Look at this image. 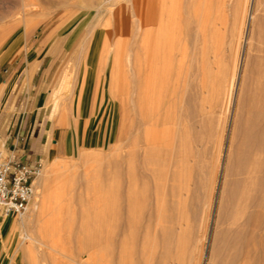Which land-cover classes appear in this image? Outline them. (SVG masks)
Returning <instances> with one entry per match:
<instances>
[{
    "label": "rangeland",
    "instance_id": "obj_1",
    "mask_svg": "<svg viewBox=\"0 0 264 264\" xmlns=\"http://www.w3.org/2000/svg\"><path fill=\"white\" fill-rule=\"evenodd\" d=\"M257 1L47 0L46 4L28 6L27 10L24 0H0V86L6 88L0 94V132L5 134L11 124L10 115L24 99L42 90L40 100H47L45 105L38 102L39 108H35L51 115L42 116L40 123L43 131H49V125L52 131L44 143L58 149L57 155L49 154L42 160V176L46 179L40 176L42 179L36 180L28 210L20 215H6L0 209L1 218L21 225L2 264H264V222L242 232L250 240L255 259L234 255L239 241L233 232L238 226L232 224L228 212V192L236 176L238 126L247 115V103L258 84L255 61L264 56V0ZM90 23L95 30L86 37V43L93 38L95 51L86 56L75 48ZM146 27L152 28L156 37H173L171 49L164 48L171 54L173 81L160 114H146L139 100ZM201 54L211 61L212 72L209 71L211 77L208 75L204 92L196 74L191 76L194 67L189 64L200 59ZM59 113L69 116H56ZM152 113L161 119L144 118ZM147 122L152 128H159L160 135H148ZM79 124L80 137L74 135L72 143L69 133ZM113 124L115 136L109 139ZM173 132L181 133V146L178 135L173 145ZM128 138L133 140V144L128 140L132 146L127 144ZM144 139L150 140V149L145 147ZM3 145L0 137V146ZM134 145L140 146L137 151L143 156L152 150L145 157L149 163L142 155L137 156L136 150L132 165L127 161L132 166L130 171L139 174L141 182L144 180L140 183L138 179L136 188L147 193L140 197L141 192L138 202L129 204L124 193L130 167L124 158L130 150L134 151ZM174 147H181V151ZM160 149L165 159L156 157ZM153 150H158L153 156L156 161L151 160ZM136 161L145 166L138 167ZM148 165L150 171L144 173L143 168ZM156 166L162 170L160 173ZM160 174L161 187L156 184L157 190L155 183L159 181L154 177ZM114 196L118 207L113 215ZM41 197L46 198L44 211L28 223L35 198ZM246 213L239 224L244 222ZM114 217L117 223L113 238ZM171 222L176 241L166 249L161 229ZM8 237L6 231L0 230V245L8 242ZM145 246L148 253H144ZM166 250L171 262L164 257V263Z\"/></svg>",
    "mask_w": 264,
    "mask_h": 264
},
{
    "label": "bare ground",
    "instance_id": "obj_2",
    "mask_svg": "<svg viewBox=\"0 0 264 264\" xmlns=\"http://www.w3.org/2000/svg\"><path fill=\"white\" fill-rule=\"evenodd\" d=\"M45 1H47V0H24V9H27L28 10V8L29 7H33V6H35V5H38V4H40V3H43V2H45ZM171 1V0H170ZM252 1V0H251ZM255 1H257V0H255ZM49 2H50V0H49ZM16 3V2H15ZM166 3V2H165ZM255 3V2H254ZM257 3H258V1H257ZM44 4H46V2L44 3ZM78 4V3H77ZM80 4V3H79ZM167 4V3H166ZM171 4V3H170ZM259 4V3H258ZM21 5V4H20ZM92 5V4H91ZM29 6V7H28ZM84 6V5H83ZM171 6V5H170ZM28 7V8H27ZM86 7H90V5H88V4H86ZM37 8V7H36ZM220 8V7H219ZM168 9V8H167ZM230 9H232V8H230ZM173 10L174 9H171V12H173ZM32 11V10H31ZM20 12V11H19ZM169 12H170V10H169ZM252 13V12H251ZM20 14H21V12H20ZM262 15V14H261ZM260 14L258 15V16H261ZM251 16V15H250ZM256 16V15H255ZM257 16V18L259 19L260 17H258ZM253 17V16H252ZM263 17V16H262ZM252 19V18H251ZM257 20V19H256ZM261 20V19H260ZM258 21V20H257ZM256 21V22H257ZM224 22V21H223ZM249 22H251V21H249ZM93 23V22H92ZM245 23V22H244ZM254 23V22H253ZM258 23V22H257ZM94 25V24H93ZM24 26V25H23ZM90 29L86 32V34H85V36H83L81 39H80V41L79 40H77V41H79V43H78V47L77 48H75L76 50L75 51H78V52H85V55L86 56H89L90 54L92 55V53L95 51V40L92 38V40L89 42V40H88V42L89 43H86L87 42V36L89 35V34H91L92 33V31H94L95 29H91V26H92V24L90 23ZM253 27H254V25H252ZM257 26V25H256ZM93 27V26H92ZM258 27V26H257ZM79 29V28H78ZM253 29V28H252ZM260 29V28H259ZM204 30V29H203ZM152 28H150V27H146L145 28V33H144V36L142 37V48H143V66H144V70H143V73H144V75H143V78H142V81H143V83L140 85V96H139V100H140V103L142 104V110H144L145 112H146V114H148V113H151V112H158L159 114H160V110L163 108V105H164V99H165V97H167L168 96V92L169 91H171V82L173 81V77H172V71H173V69H172V67H173V64H172V60H171V58H169V55L171 56V54H169V53H166L165 52V50H164V48H167V49H171V40H172V38L173 37H168V38H163L162 36H158V37H156V36H154V34H152ZM79 32V31H78ZM262 32H264V31H262ZM82 35H83V32H82ZM256 35V34H255ZM263 35V34H262ZM234 36V35H233ZM264 36V35H263ZM91 39V38H90ZM203 39V38H202ZM164 40V41H163ZM263 40V39H262ZM76 41V42H77ZM114 41V40H113ZM162 42V43H161ZM203 42V41H202ZM206 42H207V40H206ZM112 44H114L113 42H112ZM202 44V43H201ZM223 44V43H222ZM70 45V44H69ZM202 45H205V44H202ZM227 45H229V44H227ZM221 46V45H220ZM227 47V46H226ZM205 48V47H204ZM228 48V47H227ZM226 48V49H227ZM200 49V48H199ZM199 49H197V50H199ZM215 49V48H214ZM225 49V50H226ZM213 50V49H212ZM211 50V51H212ZM222 50V49H221ZM229 50V49H228ZM196 51V50H195ZM195 51H194V53H195ZM219 51V50H218ZM202 51H200L199 52V54L201 53ZM220 52V51H219ZM224 52V51H223ZM193 53V52H192ZM193 53V54H194ZM197 53V52H196ZM214 53V52H213ZM199 54H197V55H199ZM218 54H220V53H216V55H218ZM196 55V56H197ZM205 55V54H204ZM207 55H209V54H207ZM200 56H202V54L200 55ZM211 56V55H210ZM215 57V56H214ZM221 57V56H220ZM194 58H195V56H194ZM200 58V57H199ZM216 58V57H215ZM217 58H219V57H217ZM223 58V57H222ZM196 59H197V57H196ZM256 59V58H255ZM191 60H193V59H191ZM216 60V59H215ZM193 61H195V62H193V63H189V64H191L192 65V67H194L193 69H192V72H193V74L190 72V74H191V76L192 75H194L195 76V74H196V76L198 77V81L197 82H199L200 83V85L199 86H201L200 88H202L201 89V92L203 91V87H204V85L206 84V82L208 81V80H210V78H209V73L211 72V69H210V62H209V60H208V58H206V57H204V56H202L200 59H198V60H193ZM217 61V60H216ZM216 61H214V63L216 62ZM257 61V62H256ZM255 61V64L257 63V65H255V67L257 66V68L255 69L254 67H252V68H254L255 70L254 71H256L257 73H256V77H257V86H256V89L252 92V94H251V98H252V100L250 101V102H246L247 103V111H245L246 113H247V115H245V116H243V118L242 119H240L241 120V122H240V124H239V126H238V133H239V142H237V144H238V148L236 149V152H235V155H234V157H235V163H234V165H235V174H236V176L233 178V182H232V184L230 185L231 186V190H230V188H229V201H230V207H229V215H230V217H231V219H232V224H236V226H238L239 227V229H238V227L237 228H234L235 230H234V237L236 238V240L237 241H239V245L237 244V246H236V253H234V255L235 254H242V255H244L246 258H250L251 256H255V255H253L252 254V249L250 248V240H249V238L248 237H246V236H244L243 234H242V232L245 230L244 228H248L249 226H251V225H255V224H257L258 223V225H261V224H259L260 222H264V56H258L257 57V60ZM213 64V63H212ZM211 64V65H212ZM253 66H254V60H253ZM191 68V67H190ZM210 69V70H209ZM210 71V72H209ZM240 71V70H239ZM214 72V71H213ZM212 73V72H211ZM253 73V72H252ZM255 73V72H254ZM253 73V74H254ZM209 75V76H208ZM247 75V74H246ZM196 77V78H197ZM211 77V76H210ZM255 77V76H254ZM196 78H193V79H195L196 80ZM207 78H209V79H207ZM243 79V78H242ZM256 80V79H255ZM245 81V80H244ZM196 82V83H197ZM211 82V81H210ZM245 82H247V81H245ZM252 82V81H251ZM209 83V82H208ZM244 83V82H243ZM254 83V82H253ZM249 84H250V82H249ZM197 85H198V83H197ZM247 85V84H246ZM206 86H207V84H206ZM248 86V85H247ZM247 86H246V88H247ZM198 87V86H197ZM238 87V86H237ZM250 87V86H249ZM199 88V87H198ZM200 88H199V90H200ZM245 88V89H246ZM204 89H207L206 87L204 88ZM247 89H249V88H247ZM252 88H250L249 90H251ZM204 92V91H203ZM250 92V91H249ZM202 94V93H201ZM245 94V93H244ZM243 94V95H244ZM242 94H241V96H243ZM246 95V94H245ZM249 95V94H248ZM248 95H246V96H248ZM69 98V97H68ZM245 98V97H244ZM250 99V98H249ZM244 101H245V99H244ZM243 101V102H244ZM245 104V103H244ZM245 107H246V105H245ZM244 107V108H245ZM162 112V111H161ZM152 113V114H153ZM140 114H141V112H140ZM158 114V115H159ZM131 117H133V116H131ZM157 117V116H156ZM134 118V117H133ZM147 121H148V119L150 120V121H152L153 119H155V120H159V119H161L160 117H157V118H155L154 117V114H153V116H145L144 117ZM164 118V117H163ZM239 118H241V116L239 117ZM157 122H159V121H157ZM148 123V122H147ZM147 123H145V124H147ZM144 124V125H145ZM149 124V123H148ZM138 125H139V123H138ZM137 125V126H138ZM164 125H166V124H164ZM152 125H148V130L146 131V133L148 134V135H150V134H153L155 137H157L158 135H160V129L159 128H157V127H151ZM236 126V125H235ZM139 127V126H138ZM137 127V128H138ZM166 127H167V125H166ZM237 127V126H236ZM145 129H146V127H144ZM143 128V129H144ZM235 128V127H234ZM141 129V128H140ZM130 131H131V129H129ZM129 131V132H130ZM137 131V130H136ZM132 132V131H131ZM133 132H134V130H133ZM180 132V131H179ZM178 132V133H179ZM135 133V132H134ZM133 133V134H134ZM142 133V132H141ZM174 133V132H173ZM52 134V133H51ZM130 134V133H129ZM132 134V133H131ZM132 134V135H133ZM136 134V133H135ZM167 134V133H166ZM172 134V133H171ZM175 134V133H174ZM181 133H179V135H180ZM137 135V134H136ZM136 135H134V136H136ZM173 135V134H172ZM176 135H178L177 133L174 135L175 137H176ZM177 136L178 137V139H179V137L180 136ZM49 136V135H48ZM131 136V135H130ZM133 136V138H135ZM150 136H148V138H149ZM166 137H168V134H167V136ZM174 137V138H175ZM177 137L175 138L176 139V142H175V140H174V138H173V141H172V139L170 138V142L172 141V143H173V145H174V143H177V141H178V139H177ZM151 138V137H150ZM143 139V138H142ZM127 141V144L129 143V138L128 139H126ZM129 140V141H128ZM147 141V143L145 144L146 146L145 147H148L149 145H148V142L150 141H148L147 139H144V141L142 140V142H146ZM151 140H152V138H151ZM47 141V140H46ZM133 140H131L130 142H132ZM135 141V140H134ZM138 141H141V140H137V142ZM153 141V140H152ZM179 144H180V146H181V140L179 139ZM124 142V141H123ZM125 142V143H126ZM124 143V144H125ZM143 143V144H144ZM151 143V142H150ZM156 143V142H155ZM132 144H133V142H132ZM129 146H132L130 143L128 144ZM127 145V146H128ZM135 145H137L136 143H135ZM133 146V147H135V149L133 148V147H130V149L131 148H133L134 149V151L132 152V150H130V154H129V151H128V154H129V156L128 157H125L124 159H126V164H127V161L131 164V162H134V160L136 159V154L134 153L135 152V150H136V153H137V156H141V157H143V158H145V157H147L149 154H150V152H151V150H152V148H151V150L150 151H146L145 152V154L144 155H146V156H143V154H138V148H140V146L139 147H137L138 145H140V144H138L137 146ZM148 145V146H147ZM153 145V144H152ZM177 145V144H176ZM175 145V146H176ZM144 146V145H143ZM161 146V145H160ZM124 147V146H123ZM145 147H143V149L145 148ZM158 147V146H157ZM128 148V147H127ZM126 147H125V149H127ZM137 148V149H136ZM149 149H150V147H148ZM148 148H145V150L147 149L148 150ZM153 148H156V146H154L153 145ZM165 148V147H164ZM163 148V149H164ZM175 149L176 148H178V150L179 149H181V147L179 148V147H174ZM173 148V149H174ZM129 149V148H128ZM141 149V148H140ZM159 149V148H158ZM144 150V151H145ZM183 150V149H182ZM155 151H158V150H153L152 151V153H151V155L153 154V152L155 153ZM168 151V150H167ZM179 151H181V150H179ZM159 152L161 153H158V155L156 156L157 158H158V156H162V158L161 159H165L163 156H165L164 154V152H162L161 151V149L159 150ZM172 153H173V151H171ZM139 153H141V150H139ZM147 153V154H146ZM149 153V154H148ZM157 153H155V154H153L152 155V157L153 156H155ZM164 153V154H163ZM170 152L168 151V153L167 154H169ZM175 154H176V152H174ZM167 154H166V156H167ZM178 154V153H177ZM176 154V155H177ZM150 155V156H151ZM125 156V155H124ZM126 156H127V152H126ZM150 156H149V158H150ZM138 157V158H139ZM140 157V158H141ZM156 157H155V159H154V157L151 159V160H155L156 161ZM169 156H167V158H168ZM233 157V158H234ZM148 158V159H149ZM146 159V158H145ZM139 161H141V160H139ZM139 161H136V162H138V167H143V166H145V165H147V164H145V162H144V160L142 161V163H144L145 165H143V164H140L139 165ZM146 161L149 163V161L146 159ZM157 161H159V160H157ZM166 161V160H165ZM141 163V162H140ZM151 163H153V162H151ZM159 163V162H158ZM130 164L128 165L129 167H127V168H129L128 170H127V178H126V192L124 193V198L128 201V203L129 204H131L130 202H134V201H136V202H138V199H140V197H143V193L145 192H143L142 191V189H140V192H139V188H136V186L137 185H135L136 184V182H138V184H140V183H142L141 182V180L143 179H140L139 178V174H135L136 172L135 171H130V169L132 168V166H130ZM156 164H157V162H156ZM46 165H49V164H46ZM45 165V166H46ZM132 165V164H131ZM143 165V166H142ZM151 165H154V164H151ZM133 166H134V164H133ZM47 167V166H46ZM49 167V166H48ZM148 168V170H146L147 168ZM146 167H144V168H146L145 170H144V168H143V171H144V173L146 172V173H148L147 171H150V169H149V165L148 166H146ZM152 168H155L154 166H151ZM151 168V169H152ZM156 168H158V169H156V170H158L157 172L158 173H160L162 170H160L159 169V167H157L156 166ZM162 168V167H161ZM43 169H45L44 168V166H43V168H42V170ZM133 169H134V167H133ZM136 170V169H135ZM153 170V169H152ZM151 170V171H152ZM160 170V171H159ZM165 170V169H164ZM163 170V171H164ZM173 170V169H172ZM234 170V169H233ZM165 171H169V170H165ZM135 172V173H134ZM153 172H155V170H153ZM157 172H155L156 174H158ZM42 171H41V173L37 176V178L34 180V187H35V182H36V180H38V178H39V180L40 179H42V177H45V176H42ZM47 173V172H46ZM45 173V175L47 176V174ZM142 173V172H141ZM154 173V174H155ZM165 173V172H164ZM168 173V172H167ZM166 173V174H167ZM169 173H171V171L169 172ZM168 173V174H169ZM162 174V173H161ZM161 174H160V176H155V175H152V176H150V177H152L153 178V176H155L154 178H156L159 182H157V183H155V187H156V189H157V186H156V184H158L159 183V186H160V184H161V179H162V177H161ZM166 174H164V175H166ZM168 174H167V176H166V178L168 177ZM200 174V173H199ZM159 175V174H158ZM172 175H173V171H172ZM171 174H169V176L171 177L172 176ZM193 175H195V174H193ZM40 176H42V177H40ZM145 176V178L147 179V177L149 178V175H147V177H146V175H144ZM190 176V175H189ZM165 177V176H164ZM172 177H174V176H172ZM191 177V176H190ZM45 179H46V177H45ZM45 179H43L45 182L47 181V180H45ZM138 179H139V181H140V183H139V181H138ZM160 179V180H159ZM169 179V178H168ZM189 180H190V178H189ZM156 181V180H155ZM165 180L163 179V182H164ZM201 182V181H200ZM40 183V182H39ZM39 183H38V185H39ZM165 183V182H164ZM144 184V183H143ZM143 184L142 185H140V186H142L143 187ZM188 184V183H187ZM41 185H42V183H41ZM185 185V184H184ZM189 185V184H188ZM187 185V186H188ZM191 185V184H190ZM40 186V185H39ZM44 186V185H43ZM145 186V185H144ZM166 186H167V189H166ZM200 186V185H199ZM147 187V186H146ZM146 187H145V189H146ZM161 187V186H160ZM159 187V188H160ZM180 187V186H179ZM144 188V187H143ZM148 188V187H147ZM172 188V187H171ZM166 189V192H165V194H163V197L167 194V191H168V189H169V186H168V184L167 185H165V187H164V190ZM173 189V188H172ZM183 189V188H182ZM185 189V188H184ZM158 190V189H157ZM156 190V191H157ZM160 190V189H159ZM176 189L174 188L173 189V191H175ZM186 190V189H185ZM43 191V190H42ZM172 191V190H171ZM188 191V190H187ZM186 191V192H187ZM142 192V194H140ZM176 193H179V192H177V191H175ZM198 192V191H197ZM38 193V192H37ZM146 193V192H145ZM158 193V192H157ZM157 193H155V194H157ZM162 193H164V192H162ZM139 194H140V197H139ZM147 194V193H146ZM173 194V193H172ZM35 195V194H34ZM36 195H39V194H36ZM41 195H42V193H41ZM142 195V196H141ZM174 195H176L175 193H174ZM155 196V195H154ZM158 195H156V197H157ZM160 196L162 197V195L160 194ZM167 196V195H166ZM173 196V195H172ZM176 196H179V195H176ZM149 196H147L145 199H147ZM173 197H175V196H173ZM164 198H166V197H164ZM36 199V201H34V206L35 207H37L38 205H37V203H38V200L40 199V198H35ZM44 199V198H43ZM145 199H143V200H145ZM148 199H150V198H148ZM147 199V200H148ZM156 199V198H155ZM44 200H46V199H44ZM117 197L116 196H114V203H113V206H112V210H113V215L116 213V210H117ZM168 200V199H167ZM181 200H182V198H181ZM41 201H42V199H41ZM149 201V200H148ZM156 201H158V200H156ZM171 202H172V200H170ZM44 202V201H43ZM144 202V206L146 205L145 203V201H142L141 200V203H143ZM151 202V201H150ZM162 202V201H161ZM167 202V201H166ZM168 202H169V200H168ZM163 203H165V201L163 202ZM182 204H183V202H181ZM39 204L40 205H43L42 203H40L39 202ZM159 204H160V202H159ZM158 204V202L156 203V206L158 205V206H160ZM167 204V203H166ZM182 204H180V205H182ZM45 205V204H44ZM167 205H169V203L167 204ZM167 205H163V207L164 206H166V207H169V206H167ZM172 205V204H171ZM171 205H170V208H173V207H171ZM173 205H175V203H173ZM179 205V204H178ZM184 205V204H183ZM162 206V205H161ZM161 206H160V208H161ZM34 207V209L36 210V208ZM38 207H40V206H38ZM42 207V206H41ZM175 207H176V205H175ZM178 207V206H177ZM158 208V207H157ZM179 208V207H178ZM252 208V209H251ZM38 209V208H37ZM177 210H179V209H177ZM246 210H248V213H246ZM39 211V210H38ZM40 211H41V208H40ZM170 211L172 212V210L170 209ZM36 212V214H37V210L35 211ZM31 213V212H30ZM40 212H38V214H39ZM246 213V215H245V219H244V222L242 223V221L240 222L241 224H239L238 223V221H239V219L242 217V216H244V214ZM35 214V215H36ZM32 215V214H31ZM176 217V216H175ZM169 218V217H168ZM168 218L166 219V220H168ZM30 219H31V217H30ZM170 219V218H169ZM174 219V218H173ZM165 220V221H166ZM180 220V219H179ZM117 221V218H113V229H112V232H113V238L115 237V235H116V222ZM177 221V220H176ZM172 223L173 222H171V224L169 225V224H167V228H164L163 227V229H161L162 231V238H163V246H165V248L166 249H170L171 248V244H173L174 243V241L173 240H175L174 238L176 237V234L174 235V233L173 232H175V231H173V226H172ZM238 223V224H237ZM264 224V223H263ZM166 225V224H165ZM257 225V226H258ZM253 226H251V228H252ZM259 227V226H258ZM250 228V229H251ZM244 229V230H243ZM228 231H231V230H228ZM232 234V233H231ZM175 237H174V236ZM176 241V240H175ZM173 242V243H172ZM175 245V244H174ZM148 247V246H147ZM146 246L144 247V253H148V248H147ZM173 248V247H172ZM168 250H166L165 251V254H163V260H165V258L167 259H169V257L168 256H170V255H168L167 256V252ZM254 253V252H253ZM167 256V257H166ZM240 256V255H239ZM238 256V257H239ZM165 257V258H164ZM171 257V256H170ZM256 257V256H255ZM255 257L253 258V259H255ZM243 258V257H242ZM160 259V258H159ZM158 259V260H159ZM252 259V260H253ZM163 260H161V261H163ZM170 260V259H169ZM168 260V261H169ZM234 260H235V256H234ZM241 260V259H240ZM146 261L148 262V260H147V258H146ZM167 260H165V261H163L164 263L166 262ZM236 261V260H235ZM238 261V260H237ZM160 262V261H159ZM158 262V263H159ZM170 262H171V260H170ZM248 262V261H247ZM167 263V262H166ZM248 264V263H247Z\"/></svg>",
    "mask_w": 264,
    "mask_h": 264
},
{
    "label": "crops",
    "instance_id": "obj_3",
    "mask_svg": "<svg viewBox=\"0 0 264 264\" xmlns=\"http://www.w3.org/2000/svg\"><path fill=\"white\" fill-rule=\"evenodd\" d=\"M62 74L63 71L61 72L60 77ZM40 87L42 88V86ZM5 89L4 87L0 86V94L3 92V90L5 91ZM41 93L42 90L35 93V96H29L27 99H24L21 107L10 115L12 116L11 124L5 128V134L3 135V133L0 132V137L3 138L4 145L7 147V149L13 150L18 156L25 159L44 160L45 158L48 157L49 154H56V155L58 154V149L56 146H53L54 148L51 149L47 146V144L44 143V138L51 136L52 131H51V125H49L48 127L49 131H47V129L43 131V124L41 125L40 123L41 121H43L42 116H51V115H47L46 113H41L39 109H36L39 108L36 106L38 102H40L39 104L42 103L43 105H45V102L47 100L46 98L43 99L42 101L40 100ZM56 116H69V115L66 113H59ZM80 132H81V124H79L76 127V129L70 131L69 136L72 143H74L73 142L74 135L76 136V138L80 137ZM114 136H115V126L113 124L111 136L109 137V139H111V137ZM54 144L56 145V143ZM43 198L46 199L45 197H41L38 200L43 205H40L38 202L37 205L40 207L38 206L35 207L37 210V214L35 212L36 211L35 209H33V211H30L31 213L29 212V215L27 216L28 223L33 222L34 217H36L37 215L39 216L43 213L45 207L44 202L46 201ZM38 212L40 213L38 214ZM20 226L17 225L15 222L10 221L7 218L0 217V230L6 231L9 236L8 242L0 245V264H2L3 262L1 260H3L7 256V254H9L11 248L14 246L15 244L14 235L15 232L19 230ZM22 232L23 231L20 232V238ZM21 242H23L22 239Z\"/></svg>",
    "mask_w": 264,
    "mask_h": 264
},
{
    "label": "built area",
    "instance_id": "obj_4",
    "mask_svg": "<svg viewBox=\"0 0 264 264\" xmlns=\"http://www.w3.org/2000/svg\"><path fill=\"white\" fill-rule=\"evenodd\" d=\"M41 159L18 156L0 146V209L6 215L25 213L35 194L34 180L41 173Z\"/></svg>",
    "mask_w": 264,
    "mask_h": 264
}]
</instances>
